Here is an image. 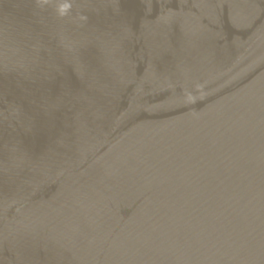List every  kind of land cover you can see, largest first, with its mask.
Returning <instances> with one entry per match:
<instances>
[{"label":"water","instance_id":"obj_1","mask_svg":"<svg viewBox=\"0 0 264 264\" xmlns=\"http://www.w3.org/2000/svg\"><path fill=\"white\" fill-rule=\"evenodd\" d=\"M0 264H264V0H0Z\"/></svg>","mask_w":264,"mask_h":264},{"label":"clouds","instance_id":"obj_2","mask_svg":"<svg viewBox=\"0 0 264 264\" xmlns=\"http://www.w3.org/2000/svg\"><path fill=\"white\" fill-rule=\"evenodd\" d=\"M42 2L47 3V0H42ZM70 9H71L70 3L68 2L62 3L57 8L58 15L64 17L69 13Z\"/></svg>","mask_w":264,"mask_h":264}]
</instances>
